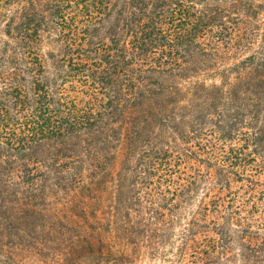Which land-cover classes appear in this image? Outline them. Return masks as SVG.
<instances>
[{
    "label": "trees",
    "instance_id": "trees-1",
    "mask_svg": "<svg viewBox=\"0 0 264 264\" xmlns=\"http://www.w3.org/2000/svg\"><path fill=\"white\" fill-rule=\"evenodd\" d=\"M125 247L264 264V0H0V264Z\"/></svg>",
    "mask_w": 264,
    "mask_h": 264
},
{
    "label": "rangeland",
    "instance_id": "rangeland-1",
    "mask_svg": "<svg viewBox=\"0 0 264 264\" xmlns=\"http://www.w3.org/2000/svg\"><path fill=\"white\" fill-rule=\"evenodd\" d=\"M61 253L58 252V254ZM124 253L128 256V258L123 259L124 264H170L166 261H163L162 258H156L154 256L149 255L145 250H141L139 254H134L129 247H125ZM22 263L19 264H61L58 260L54 258H45L40 259L36 256L27 255V257L23 260ZM101 257L91 256L87 261L83 264H106L101 262ZM64 264V263H62ZM176 264V263H171Z\"/></svg>",
    "mask_w": 264,
    "mask_h": 264
}]
</instances>
